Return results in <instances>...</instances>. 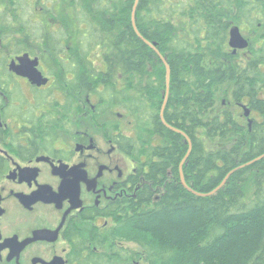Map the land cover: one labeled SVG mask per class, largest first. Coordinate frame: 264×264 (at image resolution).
Wrapping results in <instances>:
<instances>
[{
	"label": "trees",
	"instance_id": "obj_1",
	"mask_svg": "<svg viewBox=\"0 0 264 264\" xmlns=\"http://www.w3.org/2000/svg\"><path fill=\"white\" fill-rule=\"evenodd\" d=\"M135 3L0 0V65L39 52L49 66L73 72L65 83L103 101L98 114L128 115L141 189L103 234L78 238L74 264H264V158L254 162L264 156V46L249 48L243 66L228 44L232 27H257L253 15H264V0L138 4L139 33L171 69L165 121L192 141L183 168L188 187L210 194L234 172L208 197L181 183L188 144L161 121L166 67L134 30ZM247 102L260 116L253 123L238 111Z\"/></svg>",
	"mask_w": 264,
	"mask_h": 264
},
{
	"label": "flooded vegetation",
	"instance_id": "obj_2",
	"mask_svg": "<svg viewBox=\"0 0 264 264\" xmlns=\"http://www.w3.org/2000/svg\"><path fill=\"white\" fill-rule=\"evenodd\" d=\"M253 18L263 25L264 15ZM248 43V50L264 46V34ZM248 50L231 49L243 66L252 58ZM24 55L39 64L20 63ZM64 66H49L39 52L0 65V264H74L78 238L103 234L141 189L128 115L104 108L98 114L103 101L65 83L75 76ZM35 69L46 84L32 82ZM239 109L247 123L260 119L248 102Z\"/></svg>",
	"mask_w": 264,
	"mask_h": 264
},
{
	"label": "water",
	"instance_id": "obj_3",
	"mask_svg": "<svg viewBox=\"0 0 264 264\" xmlns=\"http://www.w3.org/2000/svg\"><path fill=\"white\" fill-rule=\"evenodd\" d=\"M139 1H140V0H136V3H135V5H134V9H133V14H132V22H133V25H134V30H135L136 34L138 35V37H139L140 39H142V41H144V43H146L148 46H150V47L156 52V54H157V55L159 56V58L163 61L164 65H165V67H166V87H167V90H166V92H165L164 103H163V105H162L161 113H160L161 121H162L163 125H164L165 127H167L170 131L182 135V136L185 138V141H186V143L188 144V148H189L188 153H187L186 157L184 158V160H183V162H182V164H181V167H180V179H181V183H182V185H183V186H184L189 192L193 193V194L196 195V196H199V197H208V196H212V195L216 194L220 189H222V188L226 185V183H227L229 177H230L234 172L231 173V174H229V175L227 176V178L223 181V183H222V184H221V185H220L215 191H213V192L210 193V194H201V193H198V192H196V191H193L192 189H190V188L188 187V185H187V183H186V180H185V176H184L183 168H184V165H185L186 161L188 160V158H189V156H190V153H191V150H192V141H191V139H190L186 134H184L182 131H180V130H178V129H176V128L170 126V125H168L167 122L165 121L164 114H165V110H166V107H167V104H168V99H169L170 82H171V69H170V66L168 65V62H167L166 58L163 57V56L161 55V53L157 50L156 45L151 44V43H149L147 40H145V39L141 36V34L139 33V31H138V29H137V27H136V22H135V20H136V12H137V8H138ZM229 45H230V47L233 48L234 50H244V49L248 48L249 43H248V41L242 36V34H241V32H240V29H239L238 27H234V28L231 29ZM18 61H19L20 63H22V64H23V63H29V64H31V65H33V66H35V67L39 64V63H38V59L31 60L30 57H29V55H24V56L18 58ZM13 66H14V63L12 64L11 67L13 68ZM29 76H30L32 82L38 84L39 86L47 83V80H42V78H41V77H42L41 74L38 73L36 69H35V72H34L33 74L29 75ZM244 109H245V112H246V116H249L248 109H247L246 107H245ZM262 158H264V156L261 157V158H259V159H257V160H255L254 162H256V161H258V160H260V159H262ZM250 164H253V162L250 163ZM250 164H249V165H250Z\"/></svg>",
	"mask_w": 264,
	"mask_h": 264
},
{
	"label": "rangeland",
	"instance_id": "obj_4",
	"mask_svg": "<svg viewBox=\"0 0 264 264\" xmlns=\"http://www.w3.org/2000/svg\"><path fill=\"white\" fill-rule=\"evenodd\" d=\"M238 27H239V29H240L241 34L243 35V37H245L247 40H249L250 43H254L255 41H257L258 38H260L264 34V23H263V25H261V27H258V28L255 27L252 30H249V28L246 27V26H244V25H241V26L239 25ZM35 45H36L35 46L36 48L39 47V44H35ZM240 56L241 57L246 56V59H247L248 52H245L244 54H241ZM8 58L10 60L11 58H13V56H11V58L10 57H8ZM2 63H4V61L3 60H0V64H2ZM228 98H229L228 100H231V96H228ZM219 99H223L222 98V95L220 96ZM238 111H239V113L242 112L241 109H238ZM113 118L114 117H112L111 119L114 120ZM129 134H131V132H130V126H129ZM127 246L129 248H132V249H136L137 248L135 245H132V244H128Z\"/></svg>",
	"mask_w": 264,
	"mask_h": 264
}]
</instances>
